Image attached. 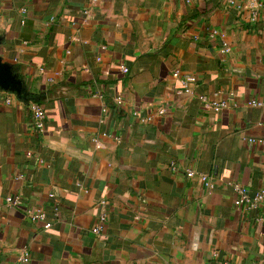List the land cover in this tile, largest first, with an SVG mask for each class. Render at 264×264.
<instances>
[{
	"label": "crops",
	"instance_id": "0c3cea01",
	"mask_svg": "<svg viewBox=\"0 0 264 264\" xmlns=\"http://www.w3.org/2000/svg\"><path fill=\"white\" fill-rule=\"evenodd\" d=\"M260 4L0 0V55L46 113L0 87V264H264V202L232 185L264 189Z\"/></svg>",
	"mask_w": 264,
	"mask_h": 264
},
{
	"label": "built area",
	"instance_id": "2783aa9c",
	"mask_svg": "<svg viewBox=\"0 0 264 264\" xmlns=\"http://www.w3.org/2000/svg\"><path fill=\"white\" fill-rule=\"evenodd\" d=\"M258 7L263 8L264 9V4H260ZM228 48H226L227 50ZM123 70L126 71L127 69L125 67H123ZM174 76L180 77V80L183 84L184 87H188L190 83L196 82V77L193 74H184L181 75V73L176 70L174 72ZM117 102L119 104H121L123 101L120 97L117 98ZM29 104H30V109L32 112V121L33 124L37 127H39L40 129L43 128L44 125V120H45V110L42 107V105L34 100H29ZM252 104L258 105L260 104L259 102L253 101ZM212 107L214 108V110L218 111L221 110L224 107H227L228 102L226 100H222V101H216L214 100L211 103ZM166 111V107L165 106H161L159 108V112L160 113H164ZM171 169H176V167L174 165L171 166ZM186 174L189 177H193L195 174H197V172H195L193 169H188L186 170ZM199 177L201 178V180L204 182V185L209 189H213L215 187L212 178H210L209 175L205 174V173H199L198 174ZM234 187V190L237 194V197L235 199V203L237 206L242 207L246 210H257L260 208L261 204L264 202V189L261 190H257L255 192H253L252 194H249V192L241 185V184H232ZM7 201L10 202L11 204H16V198H11L8 197ZM102 205L104 204V202H101ZM30 218L32 220H44L46 219V212L44 211H36V212H31L30 213ZM262 218L258 217V220H261ZM106 221V214L102 213L99 217V221L98 223L95 225V227L93 228V231L96 233H100L101 230L103 229L104 226V222ZM50 224L47 223L46 227H49ZM30 258V254L28 253V251L24 250L23 253L20 256V260L23 262H28ZM222 264H230L228 262H223Z\"/></svg>",
	"mask_w": 264,
	"mask_h": 264
},
{
	"label": "water",
	"instance_id": "95a60500",
	"mask_svg": "<svg viewBox=\"0 0 264 264\" xmlns=\"http://www.w3.org/2000/svg\"><path fill=\"white\" fill-rule=\"evenodd\" d=\"M0 87L7 91L15 92L19 97L27 100L28 89L23 80L19 77L13 64L3 60L0 55Z\"/></svg>",
	"mask_w": 264,
	"mask_h": 264
},
{
	"label": "trees",
	"instance_id": "16d2710c",
	"mask_svg": "<svg viewBox=\"0 0 264 264\" xmlns=\"http://www.w3.org/2000/svg\"><path fill=\"white\" fill-rule=\"evenodd\" d=\"M28 101L29 100H34V101H36V102H38L39 100L37 99V98H35L34 96H32V95H30L29 97H28V99H27Z\"/></svg>",
	"mask_w": 264,
	"mask_h": 264
}]
</instances>
